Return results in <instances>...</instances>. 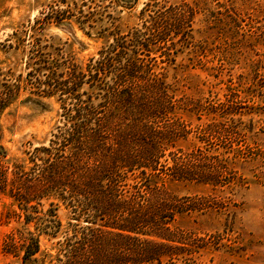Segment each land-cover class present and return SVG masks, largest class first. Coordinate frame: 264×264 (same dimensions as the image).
<instances>
[{
  "label": "rangeland",
  "instance_id": "obj_1",
  "mask_svg": "<svg viewBox=\"0 0 264 264\" xmlns=\"http://www.w3.org/2000/svg\"><path fill=\"white\" fill-rule=\"evenodd\" d=\"M171 10L163 30H145ZM137 31L136 57L160 82L158 134L172 141L151 178L175 240L163 264H264V0H0V159H27L60 125V96L36 82L49 66L86 72ZM189 171L195 179H182ZM20 215L0 190V264H25L7 244L34 231ZM58 215L67 226L70 211Z\"/></svg>",
  "mask_w": 264,
  "mask_h": 264
},
{
  "label": "trees",
  "instance_id": "obj_2",
  "mask_svg": "<svg viewBox=\"0 0 264 264\" xmlns=\"http://www.w3.org/2000/svg\"><path fill=\"white\" fill-rule=\"evenodd\" d=\"M170 20L172 10L144 28ZM141 35L117 38L91 59L86 72L52 64L46 80L36 81L45 94L60 96L61 123L49 143L33 147L27 159L11 164L0 159V190L10 188L20 216L34 225V231L8 236L7 244H20L25 264L172 261L167 193L151 179L165 171L160 158L172 141L158 134L160 82L136 57ZM168 170L173 177L181 173L176 164ZM182 179L195 177L189 171ZM61 205L70 211L67 226L58 215ZM43 238L51 242L46 249Z\"/></svg>",
  "mask_w": 264,
  "mask_h": 264
}]
</instances>
